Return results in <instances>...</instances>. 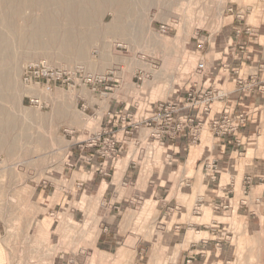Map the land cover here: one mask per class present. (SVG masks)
Instances as JSON below:
<instances>
[{"label": "rangeland", "instance_id": "374dc122", "mask_svg": "<svg viewBox=\"0 0 264 264\" xmlns=\"http://www.w3.org/2000/svg\"><path fill=\"white\" fill-rule=\"evenodd\" d=\"M127 5L129 12L120 15L116 8L104 6L102 17L97 16L91 23L92 32L95 29L99 34L94 31L93 40L83 44V59L76 58V51H61L51 45L47 37L32 27L6 33L12 43L6 49L9 61L0 66V73L7 74L16 66L17 71L10 79L11 85L0 89V107L14 117L12 130L0 132V264H187L190 259L189 264H264L263 113L250 119V141L246 140L242 156L237 158L240 160L226 172L231 176L225 172L221 175L222 184L234 183V192L225 198L227 209H216L219 203L209 208L207 202L212 197L203 193L206 181H198L193 185L192 197L184 196L185 202H178L176 217L182 227L170 236L175 248L172 251L166 248L169 244L158 242L163 229L154 225L155 201L145 203L135 195L124 208L109 211L102 205L106 197L101 198V193L90 187L87 176H75L81 167L82 171H91V156H95L92 145L97 141L93 132L99 116L89 108L84 115L82 101L86 105H102L108 97L118 98L127 93L130 104L143 108L148 102L182 98L189 82L199 84L214 76L201 79L196 64L203 58L206 68L212 71L220 52L234 39L236 8H250L246 24L260 27L257 41L264 46V0H128ZM230 6L233 13L227 12ZM33 14L38 16L41 11ZM18 22L23 25L21 20ZM162 23L172 25L169 34L157 33ZM91 25L68 26L60 21L61 31L67 29L72 34L85 35ZM15 34L18 39L25 36L23 42L27 37L34 40L28 38L27 44L22 43L15 39ZM35 39L38 43H32ZM104 47L110 61L101 59L100 48L103 51ZM38 60L62 65L69 71L81 68L85 77L108 75L109 81L50 93L34 91L21 83V75L24 67ZM257 78L263 81L256 92L259 98L264 95V67ZM212 86L225 88L234 98L233 84ZM29 96L46 101L49 107L40 108ZM128 101L117 109L128 105ZM251 104L247 99L248 113ZM214 107L220 105L216 103ZM148 134L142 128L132 138L146 139ZM202 140L212 150L204 152V158L219 159L211 136L206 133ZM163 150L156 149L158 162L165 156L172 157V153L164 154ZM148 171L134 173L133 180L127 179V183L132 184L136 178L155 182V176L146 178ZM253 171L261 178L253 177ZM219 196L222 197L221 193ZM113 215L119 219L128 215L132 219L130 232H126L133 237L130 247L124 246L125 236L120 234L124 229L118 224L116 233L110 234L106 224ZM105 235L113 238V243L104 242ZM199 240L207 241V247L214 246L211 255L193 257L192 243ZM144 247L147 257L138 259Z\"/></svg>", "mask_w": 264, "mask_h": 264}, {"label": "built area", "instance_id": "2783aa9c", "mask_svg": "<svg viewBox=\"0 0 264 264\" xmlns=\"http://www.w3.org/2000/svg\"><path fill=\"white\" fill-rule=\"evenodd\" d=\"M227 12L233 13V7L230 6ZM249 13V7L236 8L233 13L235 16L234 20L236 21V25L233 28V38L240 41L236 47L241 52V60L244 62L251 60V53L246 52V47L251 41L256 40L257 34L260 31V28L249 27L246 24L245 17ZM171 29L172 25L162 23L158 26L157 33L159 35H167ZM242 36H246L247 39L243 40ZM248 41L250 42L247 43ZM118 46L122 47L121 45ZM260 54L264 61V46L262 45L260 47ZM218 65H220L221 69H228L226 62L225 64L224 62L218 63ZM263 66V63L259 64L258 71H262ZM195 70L201 79H207L209 76L214 75L213 70L209 71L206 68L203 58L197 61ZM228 77L234 85L233 94L239 96L252 94L256 91L259 92L261 89L259 86L261 81H258L257 71L246 77H242L241 70L233 68L232 73ZM140 80L141 78H138V81ZM208 80L199 84L189 82L188 87L184 90L183 97L180 99L171 98L167 101L156 103L148 102L143 108H136L135 105H132V102L131 104L128 102V105L135 112H139L137 120L126 131L131 140V147L126 152V156L130 159L133 167H138L145 173L149 169H155L160 162H171L172 157L170 158V155L165 156L163 159L161 158L160 162H158L155 157L156 149L164 148L163 153H168L169 151L165 144L181 137L183 139L184 151L188 147L200 143L205 131L214 140L213 148L215 149H217L220 142L237 147L242 146L241 135L249 123L250 116L244 111L235 112L224 106L231 93L225 88L212 86V84L206 86ZM108 81V75L85 77L82 75L81 68L69 71L62 65H52L41 60L34 61L24 67L21 75V83L24 86L34 91L42 89L48 93L56 89H73L83 85L94 86L107 83ZM35 97L29 96L28 98L35 104L39 103L40 108L49 107V103L44 100L39 102ZM216 103L220 105V110L217 114H214V105ZM87 109V105L82 101L81 110L84 115ZM142 128L148 131V137L146 139H140L137 136L132 138L134 132ZM96 140L99 143L97 144V141H95L92 147L95 148V154L102 159L104 164L108 162L111 165L113 161L118 160V155L121 152L118 147L119 143L110 137L108 129H101V131L96 132ZM202 171L206 186H219V175L221 172L219 159L208 156L203 163ZM104 175H107V173H104ZM189 186L190 182L188 180H182L178 188H188ZM215 207H217L216 209L221 208L225 210L228 207L227 201L225 199L223 201L220 200L219 206ZM175 209L177 210V207ZM197 243L206 244L207 241L199 240ZM200 257H203V254ZM189 263H191V259L187 261V264Z\"/></svg>", "mask_w": 264, "mask_h": 264}, {"label": "crops", "instance_id": "0c3cea01", "mask_svg": "<svg viewBox=\"0 0 264 264\" xmlns=\"http://www.w3.org/2000/svg\"><path fill=\"white\" fill-rule=\"evenodd\" d=\"M256 28L260 27L257 26ZM242 39L246 40L247 38L246 36H242ZM239 42L240 41L238 40L231 39V43L227 45V48L220 52V57L214 61L215 64L213 65L212 69L214 72V77L210 79V84H220L221 86L224 85L225 87L229 86L230 84H233L228 77V75L232 73L233 68L240 69L242 77H246L247 75L255 73V71L258 73L259 64L263 63L264 65L263 57L260 54L261 44L258 43L257 38L255 41H251V43L246 47V52L251 53V60L248 62L241 60V52H239L236 47L237 43ZM249 42L250 41L247 43ZM228 47L230 49H228ZM223 62L224 64L225 62L227 63L228 69H221L220 65H218V63ZM256 92L240 96L232 93L234 98L229 96L231 97V100L228 99L224 105L235 112H246V100L250 99L252 101V104L249 108V113L246 112L250 118L249 123L241 135L242 146L237 147L227 143L223 144L222 142H220V144L217 146L221 168L219 175V186L215 185L214 187L210 188L205 185L206 190L203 191V193L205 192V197H209L210 195L212 197L208 202L205 201L208 203L209 208L214 207L215 203H219L220 200L223 201L234 192V183L229 182L222 184L221 175L223 172H225V174L226 172H229L231 165L236 164V162L240 160L237 158L238 156H242V149L245 148L246 140L250 139L249 137L252 132L250 130V119L252 117H256L258 114H264V95L262 94L259 98H256ZM128 98L129 97L126 93L122 97L118 98L115 96L108 97L106 103L102 105L87 103V107L95 112V115L99 116L96 117V128L93 133L101 131V129H108L110 137L114 138L119 143L118 147L121 151V157L118 158V160L113 161L110 165L108 162L104 164L102 159L95 154V156H91V171H82L81 167V171L78 170L75 176H77V178H82V175L87 176V181L89 182L90 187L93 188L97 194L101 193V198L106 197V199L103 200L102 205H106L109 211L113 209L118 210L119 208H124L125 204L128 203V201H130V199H132L135 195H138V199L142 198L144 202L155 201L154 211L157 219L154 225L157 227L159 224L161 229H163L158 238V242L169 244L166 248L169 250L171 249L172 251L175 248L172 247V239L170 236L175 235L182 227L180 225V218L176 217V213L178 212L175 208L177 207L179 201L182 202V200H184L185 202L186 199L184 196L188 198L192 197L193 185H197L198 181L204 180L202 166L207 157L204 158L203 154L204 152L210 153V150L209 148H206V145L203 143L201 138L200 143L188 147L183 151V139L179 137L178 139L165 144L167 150L172 153L171 162H160V166L158 168L156 167L155 169H150L147 172L146 178L149 176H155V182H150L148 178L146 181H139L136 178V181H132V184H128L127 179L133 180L134 173L139 175L140 173L144 174L139 168L133 167L130 159L124 154L131 147V140L126 134V131L130 129L132 123L137 120L139 115V112H135L133 109L130 110L131 107L129 105H125L122 109H117L120 104H125V102L128 101ZM260 100H263V102H260ZM219 110V107H214V114H217ZM127 114H129L128 117ZM203 134H206V131ZM101 170L103 171L101 172ZM132 170L134 171L132 172ZM104 173H107V175H104ZM226 175L231 176L229 173ZM253 177L261 178L258 177L256 171H253ZM182 180H188L190 182V186L188 188H180V190L178 186ZM182 190H188L189 193H180ZM219 193H221L222 197L219 196ZM145 197H149V200H146ZM204 199L206 200V198ZM201 200L203 201V199ZM115 215L110 218V222H107L106 226L110 229V234L116 231L115 227L117 224L120 228L124 229L125 231L122 230L120 234L125 236L123 240L124 246H129L133 237L132 235H126V232H130L128 230H130L133 221L128 215L123 216L120 219L119 216L116 217ZM112 239L113 238L108 235L103 237V241L109 244L113 243ZM139 244L140 242L137 243V245ZM195 244L196 245H193L192 243L191 254H193V257L195 256L196 258H198L197 256H200L201 254H203V257L211 255L214 250V246H212V244H208V247L206 246L207 243ZM147 248L148 246L146 247V250ZM144 251L139 253L138 259L147 257V251Z\"/></svg>", "mask_w": 264, "mask_h": 264}, {"label": "bare ground", "instance_id": "6f19581e", "mask_svg": "<svg viewBox=\"0 0 264 264\" xmlns=\"http://www.w3.org/2000/svg\"><path fill=\"white\" fill-rule=\"evenodd\" d=\"M127 3L128 0H0V66H6V62L9 59L8 56L9 53H7L8 50L6 51V49H8V47H10L12 43V42L10 43L9 40L7 39L6 33H11L18 29H22L23 27L25 29L28 27H32L34 31L35 29H37L38 34L40 33L42 34V36L47 37L51 45H54L55 47L57 46V48L61 49V51H69V50L76 51V58L83 59L84 56L83 44L90 42L96 36L94 32L96 30L94 29V31L92 32L94 28L91 25L92 21L94 23L95 18L97 16L98 17L101 16V14L104 12L103 11L104 6L107 8L109 7V9L116 8L117 15L118 14L120 15L121 13L126 11L129 12ZM26 10H31L32 13L27 14ZM38 10L41 11V14H39L38 16L34 15L33 13L36 11L38 12ZM113 12L115 13V10H113ZM115 17L116 16H114V19ZM114 19H113V23L115 21ZM19 20L23 22L22 26L18 24ZM61 20H64L68 26L82 25L83 27L84 26L87 27L88 25L89 26L91 25L92 29L88 28L91 31L85 30V35L78 33L72 34L71 31L69 32L67 29L65 31L64 30L61 31V27H60ZM29 29L32 30L31 28ZM101 30H103V28ZM97 32L98 31H96V33ZM106 32H108L107 29ZM24 34L22 33V36ZM97 34H99V32ZM10 35L12 36L11 38H13V35L9 34V36ZM24 37H21L19 39L17 37L15 39L20 40V42L22 43L28 42L29 37H27V41L23 42L24 39L22 40V38ZM29 39L34 40L33 38H29ZM7 41H8V46L6 47ZM30 42L31 41H29V43ZM33 42L38 43V40L35 39V41H32V43ZM99 54H101L102 61L104 60L106 62L111 60L110 55L107 54V52L105 51V47L103 51H101L100 48ZM16 68L17 66L9 70L7 74L0 73V89L11 85L10 79L12 77L14 78V76L16 75L15 74L17 71ZM1 91L2 90H0V93ZM4 110H5L4 108L0 107V132H5V131L8 132L14 124V117L8 114Z\"/></svg>", "mask_w": 264, "mask_h": 264}]
</instances>
